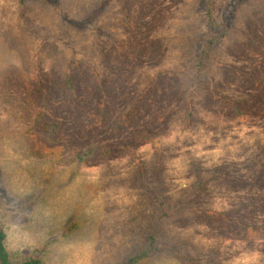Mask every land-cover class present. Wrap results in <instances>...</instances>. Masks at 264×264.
Instances as JSON below:
<instances>
[{
  "label": "rangeland",
  "instance_id": "374dc122",
  "mask_svg": "<svg viewBox=\"0 0 264 264\" xmlns=\"http://www.w3.org/2000/svg\"><path fill=\"white\" fill-rule=\"evenodd\" d=\"M0 225L14 261L264 264V0H0Z\"/></svg>",
  "mask_w": 264,
  "mask_h": 264
},
{
  "label": "trees",
  "instance_id": "16d2710c",
  "mask_svg": "<svg viewBox=\"0 0 264 264\" xmlns=\"http://www.w3.org/2000/svg\"><path fill=\"white\" fill-rule=\"evenodd\" d=\"M208 18L212 22V17L210 13L208 14ZM213 28L214 27L212 24V30ZM217 43L218 40L216 37L211 38L205 43L204 49L202 51V57L205 60H208L209 53ZM159 251L160 250L156 244V236L151 235L149 236L147 243L142 250L129 256L120 264H143L144 262L148 261L151 257H153L155 254H157ZM170 253L172 252L170 251ZM174 255H178V254L175 252ZM0 264H42V262L39 259L33 257H28L21 259L19 261H14L13 257L6 248V233L2 228V226L0 225Z\"/></svg>",
  "mask_w": 264,
  "mask_h": 264
}]
</instances>
